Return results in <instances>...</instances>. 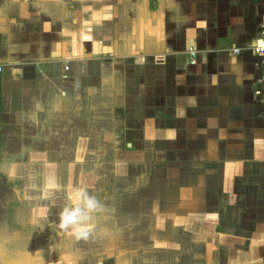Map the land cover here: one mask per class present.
I'll use <instances>...</instances> for the list:
<instances>
[{
	"label": "crops",
	"instance_id": "0c3cea01",
	"mask_svg": "<svg viewBox=\"0 0 264 264\" xmlns=\"http://www.w3.org/2000/svg\"><path fill=\"white\" fill-rule=\"evenodd\" d=\"M263 39L264 0H0V264H77L80 248L43 226L26 165L2 172L1 155L49 154L67 133L59 153L92 155L112 132L143 143L113 147L115 209L109 190L88 191L101 207L87 251L264 264ZM40 181L45 197L55 180Z\"/></svg>",
	"mask_w": 264,
	"mask_h": 264
},
{
	"label": "rangeland",
	"instance_id": "374dc122",
	"mask_svg": "<svg viewBox=\"0 0 264 264\" xmlns=\"http://www.w3.org/2000/svg\"><path fill=\"white\" fill-rule=\"evenodd\" d=\"M175 3H177L175 1ZM189 48V55H190V62L194 63V54L190 53ZM95 102H99L95 100ZM130 128H126V131L129 132ZM70 133H67V135H63L61 140L59 138H51L48 142L53 143L55 142V145H50L55 148L52 149V151L48 154H36V155H30V154H19V153H10V154H3L1 155L3 163L5 164V167L2 166L4 169L1 171H7V163L9 162H20L26 165V168L22 171L23 178H28L30 181V189H29V199L28 202H34L36 205H40L43 202V208H47L49 211L45 216H40L39 219H43V226H47L48 228H51V225L53 223L56 224L58 220V211L60 208H62L66 203H68V197L71 192V190L75 188H84L87 191H91L93 188H99L100 190H109L111 196L108 199V204L112 208L115 209L116 207V180H117V171H116V163L118 161V156L116 155V150L113 149V147L117 146V143H125V142H133V146H139V144L143 143V140L138 139H123L120 140L119 138L115 137V133H111L108 138H105L106 136H103V138L96 137L97 140H95V145H97V148H101V150H96V154L87 155L85 154V149L83 150H74V153L67 154V153H59L58 149L59 146L63 143H71V140L68 139ZM103 135V134H102ZM130 135V133H129ZM76 142V140H74ZM159 147V145H158ZM54 150V151H53ZM68 150V149H67ZM66 150V151H67ZM65 151V152H66ZM153 159L151 161L155 160V154H152ZM137 161H140L139 157ZM158 159L157 162L161 160L165 163V160L161 155L156 156ZM161 158V159H160ZM1 161V162H2ZM5 162V163H4ZM162 164V163H161ZM163 165V164H162ZM174 166V165H173ZM90 167V169H88ZM17 170H13V173L8 172V174H12V179H17L20 174V172ZM122 173V171H120ZM155 176L158 178L156 183V188L159 191L162 192L164 195L166 191L162 188L164 184V180L161 181L159 177L162 176L161 173L155 172ZM127 175V174H126ZM119 176V175H118ZM61 179V185L58 186V180L57 178ZM124 177V174L119 176V180ZM127 177V176H126ZM166 177V176H163ZM51 179L54 178L55 182L53 181H46V184H54L53 186H49L50 194L47 196H42L40 194L39 190L41 191V184L42 181L40 179ZM33 179H37V182L33 183ZM57 182V183H56ZM105 184V185H103ZM32 185V187H31ZM22 186V184H21ZM120 187V184L118 185V188ZM16 188V187H15ZM97 191L96 194L100 195L101 191ZM126 191L129 189H125ZM121 191V190H119ZM14 194V192H13ZM40 195V198L37 197ZM48 194V193H47ZM21 194L19 193L18 196ZM95 195V196H97ZM44 197V198H43ZM115 198V199H114ZM41 200V201H39ZM133 205V204H132ZM40 208L41 205H40ZM131 215V213H128ZM34 217V215H33ZM113 221V220H112ZM111 220L109 221L112 222ZM42 225V223L40 222ZM98 242V240H95ZM77 242L80 244V248H78V256H77V264H114L117 260V251L116 250H106L102 249L100 245L97 247V245H94V248H92L90 251H87L89 247L85 246V240H77ZM96 242V243H97ZM106 243L108 241L103 240V243ZM100 243V242H99ZM78 246V247H79ZM101 248V249H100ZM108 249V248H107ZM112 250V251H111ZM108 260L111 261L108 263Z\"/></svg>",
	"mask_w": 264,
	"mask_h": 264
},
{
	"label": "clouds",
	"instance_id": "9594fccd",
	"mask_svg": "<svg viewBox=\"0 0 264 264\" xmlns=\"http://www.w3.org/2000/svg\"><path fill=\"white\" fill-rule=\"evenodd\" d=\"M68 201L58 211L56 226L77 240H87L94 230L91 223L93 214L100 209L101 204L84 188L71 190ZM48 211L47 208H41L39 215L45 216Z\"/></svg>",
	"mask_w": 264,
	"mask_h": 264
},
{
	"label": "built area",
	"instance_id": "2783aa9c",
	"mask_svg": "<svg viewBox=\"0 0 264 264\" xmlns=\"http://www.w3.org/2000/svg\"><path fill=\"white\" fill-rule=\"evenodd\" d=\"M234 51H235V52H239L240 49H239V48H235ZM252 51H253L254 53L259 54V55L262 57L263 62H264V39L261 40L260 42H258V43L252 48ZM190 53H191V54H195V50L190 49ZM65 68H66V67H65ZM2 69H3V67H2V65H0V72L2 71Z\"/></svg>",
	"mask_w": 264,
	"mask_h": 264
}]
</instances>
